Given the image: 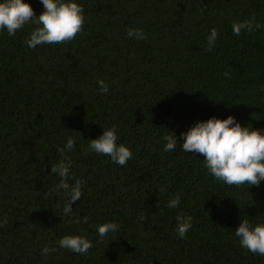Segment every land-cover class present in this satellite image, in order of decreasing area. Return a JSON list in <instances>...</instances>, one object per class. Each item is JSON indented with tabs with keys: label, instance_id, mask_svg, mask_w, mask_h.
Returning a JSON list of instances; mask_svg holds the SVG:
<instances>
[{
	"label": "trees",
	"instance_id": "obj_1",
	"mask_svg": "<svg viewBox=\"0 0 264 264\" xmlns=\"http://www.w3.org/2000/svg\"><path fill=\"white\" fill-rule=\"evenodd\" d=\"M28 2L37 16L44 11L40 0ZM77 2L85 24L70 42L31 49L35 24L14 36L0 30V223L8 218L0 264H264L235 237L242 218L264 223V181L226 185L202 156L182 150L181 135L229 115L264 130V28L233 33L234 22L264 24V0ZM129 27L147 39L129 38ZM213 28L219 35L207 51ZM113 125L133 152L123 166L88 150ZM172 130L178 143L165 151ZM69 137V182L85 183L65 215L64 193H45L60 181L51 166ZM177 193L179 206L167 207ZM178 214L192 217L185 238ZM109 221L120 227L101 239L98 226ZM79 234L92 241L88 254L59 247ZM45 245L56 251L43 256Z\"/></svg>",
	"mask_w": 264,
	"mask_h": 264
},
{
	"label": "clouds",
	"instance_id": "obj_2",
	"mask_svg": "<svg viewBox=\"0 0 264 264\" xmlns=\"http://www.w3.org/2000/svg\"><path fill=\"white\" fill-rule=\"evenodd\" d=\"M44 11L36 15L28 0H0V30L6 29L9 36L25 25L35 24L36 27L25 40L26 45L35 49L43 44H64L72 41L83 30L85 24V10L77 0H40ZM264 28V24L257 23L255 17L250 20L234 22L233 33L240 35L242 30L252 32ZM129 38L137 40L147 39L143 29L127 28ZM218 30L213 28L207 38V51H211L218 38ZM227 75V73H226ZM100 90L107 94L108 84L100 79ZM184 138L182 150L186 153L199 154L204 158V166L209 174L229 186H259L264 181V130L255 129L250 125L243 126L236 117L229 115L225 118L213 116L208 120H201L187 131L181 133ZM163 139L165 151L175 150L178 138L172 130ZM118 126L104 128L102 134L95 139H90L88 150L98 154L109 156L112 162L118 165H126L133 158L130 147L118 143ZM75 147V139L69 137L66 145L59 151L64 154L63 158L51 166V174H57L60 181L53 189L45 193V197L65 195L63 212L65 215L72 213V204L78 201L83 194L82 179H75L70 183V171L73 161L67 155ZM181 195L168 201L167 207L179 206ZM146 219V217H144ZM8 218L5 216L0 227L6 226ZM75 223H80L78 217ZM88 217H84V223ZM176 232L180 238H185L192 227L190 215L178 214L176 216ZM120 225L109 221L98 226L101 239L114 233ZM235 237L239 238V244L253 254L264 256V223H252L242 218V222L235 229ZM60 248L68 249L76 254H88L93 247L92 241L85 235H65L58 241ZM56 251V248L45 245L41 254L45 257Z\"/></svg>",
	"mask_w": 264,
	"mask_h": 264
}]
</instances>
